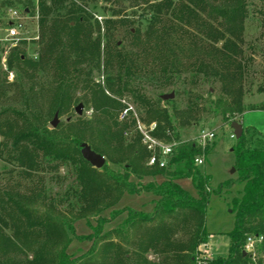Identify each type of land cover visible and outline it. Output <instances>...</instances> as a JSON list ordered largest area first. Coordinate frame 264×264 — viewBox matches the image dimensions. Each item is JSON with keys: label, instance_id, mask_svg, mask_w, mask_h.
<instances>
[{"label": "trees", "instance_id": "trees-1", "mask_svg": "<svg viewBox=\"0 0 264 264\" xmlns=\"http://www.w3.org/2000/svg\"><path fill=\"white\" fill-rule=\"evenodd\" d=\"M126 1L131 3V14L139 18L135 32L136 20L122 15V7L101 6V13L112 14L105 19L107 37L117 25H131L135 44L142 45L137 53L119 48L118 43L115 48L103 45L100 23L97 19L92 22L100 2H119L120 6ZM251 4L252 0H0V17L10 7L38 19V39L33 43L39 46L32 58L26 40L10 48L6 65L17 71L13 81L0 71V101L4 102L0 105V158L13 164L12 169L4 166V171L33 181L24 193L16 189L21 183L8 188L0 181V264H251V256L243 254L246 238H264V147H249L244 134L234 146L239 175L225 185L243 182L244 192L233 200L236 219L228 232L229 251L224 257L204 256L201 246L208 241L205 221L212 191L210 175L201 173L195 158L208 155L212 147L181 141L170 112L162 105L163 94L152 100L140 82L168 88L187 81L182 75L190 72L193 84L200 77L221 82V94L210 102L226 119L264 109V102L244 103L250 74L247 60L252 59L245 57L244 50ZM144 21L143 36L140 26ZM1 53L5 50L0 47ZM102 58L108 90L120 97L132 96L147 112L142 119L157 122L154 135L176 144L166 167L145 163L151 152L137 131L129 146L123 144L128 124L120 123L116 113L123 104L93 80L94 70L103 66ZM79 87L95 109L94 119L74 123L70 119L67 129H49L48 118L55 112H67ZM258 92L264 93V84ZM202 100L196 95L180 120L183 125L203 115L209 100L201 105ZM85 141L107 158H115L113 152L121 151L118 161L124 163L123 171H115L109 164L101 169L93 166L82 155ZM46 163L55 170L66 166L75 174L77 184L66 193L71 216L59 210L55 198L47 196L43 188L39 173ZM157 175L165 179L141 186L132 179ZM184 178L192 179L199 197L181 187L179 180ZM144 191L154 194V211L126 208V218L104 232L109 220L102 214L125 193ZM94 216L97 227L90 224ZM81 219L93 233L77 236L74 224ZM72 236L93 244L74 254L69 251ZM150 254L158 259L150 260ZM257 254L258 263L264 264V242Z\"/></svg>", "mask_w": 264, "mask_h": 264}, {"label": "rangeland", "instance_id": "rangeland-1", "mask_svg": "<svg viewBox=\"0 0 264 264\" xmlns=\"http://www.w3.org/2000/svg\"><path fill=\"white\" fill-rule=\"evenodd\" d=\"M119 2H100L97 12L94 14L95 19L92 20L93 24L96 19L100 23V33H102V43L115 48L116 43L119 44V48H125L131 51H135L136 53L140 51L142 45L135 44L133 36L129 32L131 29V25L129 23H121V25H117L115 28L111 30L110 35L107 37L106 33V23L105 19L108 17H112L110 11L102 12V7L108 6L115 9L120 7L123 8L122 15L127 16L129 19H134L136 22L139 20L138 16H133L132 9L130 8L131 3L129 1L124 2L122 5H118ZM139 10V9H138ZM4 14L0 17V47L5 50V53H1L0 57V71L4 73L7 72V80L13 81L17 76L16 70H10L6 65V59L8 57V51L13 45H16L17 41H13L8 39V24L12 21L10 16L11 8L7 7L3 9ZM20 12V11H19ZM140 12V11H139ZM251 16L248 20L246 26V34H245V57L252 58L251 61H248V66L250 67L249 79L246 82L247 92L244 97V103L247 106L260 105L264 102V93L258 92V87L264 84V0H252L251 4ZM21 13V12H20ZM22 14V13H21ZM23 15V14H22ZM25 18V28H24V40L28 42L26 46V50L29 52V56L35 57V51L38 49V45L34 44L33 41L37 40V18L32 16H23ZM139 23H135L132 27V31L135 32V28L139 27ZM146 22L140 26L142 35L144 36V30L146 29ZM94 36L98 33L96 29H94ZM102 68L100 70L95 69L93 73V80L101 84L106 92L111 97L120 101L123 98L128 99L133 102L137 108V112L143 118L147 117V112L144 107L137 104L133 97L129 94H124L123 97L116 95L111 92L107 88L106 81V69L103 64L102 58ZM10 71L14 72V76L11 78ZM190 72L187 74H183L182 78L187 79L185 82L179 81L178 83L172 84L168 88H162L157 84L152 85L146 81L140 80L143 83L147 96H149L152 100H156L161 94H170L174 91L175 97L172 98L171 103H166V100L163 99L162 105L168 109L171 114V120L174 121V124L177 128V133L180 136V140L184 142L195 141L199 143V134L201 131L206 128H210L215 132V138L211 141H207L206 143L212 147L211 152L208 155H205L204 158L205 164L198 166L199 170L203 174L210 175V183L209 186L211 188V194L209 197V202L207 205V213H206V225L209 231V235L207 238V250L203 245L201 246V250L205 256L213 257H224L228 254L229 251V243L230 239L228 237V232L231 231L235 226V213L233 207V200L241 196L244 192V183L243 182H235L232 186L227 187L225 183L229 180H236L238 178L235 166H236V153L233 151V148L238 143V138H232V134H234V128L232 123L235 121H239L244 126V135L250 141L249 147L251 148H263L264 147V109L256 108L252 110H248L243 114H236L235 119H226L222 110H214V103L210 102V100H215L221 94V82L213 79H206L204 77H200L198 79L197 84H193L190 82ZM214 94L211 96L209 94ZM86 91L79 87L76 89L74 93V98L76 100L73 104H71L70 109L67 112L59 113L60 122L58 127L60 130L67 129V123L71 119L74 123L81 119L83 122H91L96 116L95 109L90 102H86L84 96L86 95ZM196 95L202 97L203 100L201 103L204 104L205 100H209L206 103V110H204L203 115L200 116L196 122L190 124L183 125L180 120L184 116L185 110L188 108L190 103L196 100ZM170 101V100H169ZM8 102V101H7ZM80 103L84 104L82 114H78L75 110L76 106ZM122 103V102H121ZM4 104L3 101H0V105ZM8 104V103H6ZM18 105V103H17ZM180 112H182L180 114ZM56 113V112H55ZM55 113L52 114L47 120V127L49 129H54L51 125L52 120L55 117ZM117 118L120 123L122 121H126L128 126L124 129V145L129 146L130 143L137 136L135 123L132 120H121L120 111H116ZM195 119L192 118L191 121ZM70 121V122H71ZM181 123V124H180ZM205 128V129H206ZM3 140V136L0 135V141ZM90 144L88 141H85ZM115 158H106L107 164L114 169L115 171H123L124 163L122 161H118L120 157H122L121 151L113 152ZM148 165V161L145 160ZM4 166H8L12 169L13 164H9V162H5L2 158H0V181L2 186H7L11 188L13 184L16 182L21 183V185H17L16 189L21 192L27 191V186L30 185V182L33 181L25 180L22 175L18 173L9 174L7 171H4ZM18 167L16 166V169ZM39 176L42 177L43 180V188L47 194V196L54 197L59 210L65 211L68 216H71L70 207L67 206L68 200L66 193L70 191L71 188L76 186L77 179H75V174L71 168L66 166H60L59 169H52L48 163L42 172L39 173ZM137 183V185L141 186L144 184H148L153 182L154 184L161 183L165 177L157 175L156 177H144L141 180L132 177ZM34 180L38 181L36 177ZM35 182V181H34ZM29 183V184H28ZM36 183V182H35ZM181 187H183L187 192L191 193L194 197H199V192H197L192 179L184 178L179 180ZM35 186V185H34ZM35 190V189H34ZM63 199V200H61ZM155 196L151 192H141V194H129L125 193L124 197L121 201L114 207L106 210L102 215L108 218L109 222L105 225V231L110 230L113 227H116L120 224L124 218L127 216L126 208H129L138 212H153L154 211V201ZM60 200L62 201L60 203ZM114 212V213H113ZM117 216V217H116ZM116 217V218H114ZM97 216H94L90 219V224L92 227H97L96 222ZM76 227V234L78 235H89L93 233V228H91L85 219L78 220L74 224ZM77 236H72V244L69 248V251L79 255L81 251L88 250L93 244L92 241H82L77 238ZM259 250V249H258ZM264 255V254H262ZM149 259L155 261L158 257L150 254L148 255Z\"/></svg>", "mask_w": 264, "mask_h": 264}, {"label": "built area", "instance_id": "built-area-1", "mask_svg": "<svg viewBox=\"0 0 264 264\" xmlns=\"http://www.w3.org/2000/svg\"><path fill=\"white\" fill-rule=\"evenodd\" d=\"M11 23L8 26V39L13 41L20 42L24 40L25 36L24 28L26 25L25 18L17 9H11L10 11ZM11 78L14 76V72L10 71ZM123 104V109L120 111L121 120H132L135 123L136 131L141 134L142 143L147 147L151 152V155L148 159V164L150 166L166 167L169 162V156L173 153L175 143H166L159 137L155 136L154 133L157 130V122L146 123L133 102L129 101L126 98L121 100ZM204 128L199 134V143L204 146L207 144V141H211L215 138V132L210 128ZM232 138H236L235 134H232ZM195 163L197 166L205 164L204 156H198L195 158ZM246 244L244 246V251L246 254L250 255L252 258L251 264H259V257L257 256L258 249L260 245L264 242L262 235H249L247 238ZM206 253H208L207 246ZM204 254V253H203ZM205 256V255H204ZM210 257L211 256H206Z\"/></svg>", "mask_w": 264, "mask_h": 264}, {"label": "water", "instance_id": "water-1", "mask_svg": "<svg viewBox=\"0 0 264 264\" xmlns=\"http://www.w3.org/2000/svg\"><path fill=\"white\" fill-rule=\"evenodd\" d=\"M174 97H175L174 92H171L170 94L162 95V98L166 101H169ZM83 107H84L83 103H80L79 105H77L75 108L76 112L78 114H82ZM59 122H60V115H58V113H55V117L52 120L51 125L53 126V128H56ZM232 126L234 128V134L236 138L239 139L244 134V126L242 125L241 122H238V121L233 122ZM207 130H209V128ZM82 155L88 162L93 164V166H95L96 168L101 169L107 164L106 158L102 154L96 152L87 143L82 144ZM243 254L246 255V252L243 251Z\"/></svg>", "mask_w": 264, "mask_h": 264}]
</instances>
